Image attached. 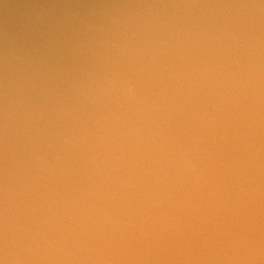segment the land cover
Instances as JSON below:
<instances>
[{"label": "water", "instance_id": "1", "mask_svg": "<svg viewBox=\"0 0 264 264\" xmlns=\"http://www.w3.org/2000/svg\"><path fill=\"white\" fill-rule=\"evenodd\" d=\"M0 264H264V0H0Z\"/></svg>", "mask_w": 264, "mask_h": 264}]
</instances>
